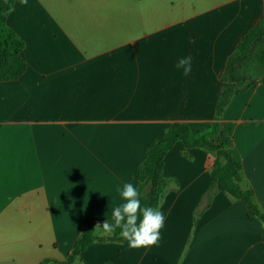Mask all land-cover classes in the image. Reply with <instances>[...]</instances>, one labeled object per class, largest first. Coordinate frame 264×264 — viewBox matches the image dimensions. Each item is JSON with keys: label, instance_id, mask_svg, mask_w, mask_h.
I'll use <instances>...</instances> for the list:
<instances>
[{"label": "crops", "instance_id": "1", "mask_svg": "<svg viewBox=\"0 0 264 264\" xmlns=\"http://www.w3.org/2000/svg\"><path fill=\"white\" fill-rule=\"evenodd\" d=\"M263 16L264 0H18L7 23L26 69L0 82V264L65 262L85 226L112 222L170 124L215 121L227 61ZM223 123L264 213V83L234 96ZM215 161L177 142L158 243L96 232L73 264H264V222L244 202L218 192L204 208Z\"/></svg>", "mask_w": 264, "mask_h": 264}, {"label": "trees", "instance_id": "2", "mask_svg": "<svg viewBox=\"0 0 264 264\" xmlns=\"http://www.w3.org/2000/svg\"><path fill=\"white\" fill-rule=\"evenodd\" d=\"M17 1L0 0V82L16 80L26 69V62L22 57L25 43L7 23ZM263 37L264 16L244 34L235 52L227 61L222 75V89L216 107L215 121L195 128L186 123L174 122L169 125L164 136L149 147L147 157L138 168L136 176L142 208L148 206L158 210L165 182L163 178L165 157L177 142H182L187 150L200 148L216 155L210 186L205 193L204 208L209 206L210 200L216 193L223 192L244 202L250 213L264 222V213L254 201L253 191L240 187L242 165L231 151L232 137L224 132L223 123L226 107L234 96L245 92L258 82L264 83V49L255 52ZM252 72L261 76L260 81L252 80L248 76V73ZM98 223L103 222L89 223L83 228L65 262L47 259L40 264H73L98 240L96 232L93 231ZM120 231L116 229L112 235L121 236Z\"/></svg>", "mask_w": 264, "mask_h": 264}, {"label": "clouds", "instance_id": "3", "mask_svg": "<svg viewBox=\"0 0 264 264\" xmlns=\"http://www.w3.org/2000/svg\"><path fill=\"white\" fill-rule=\"evenodd\" d=\"M21 3L26 4L27 0H21ZM177 68L183 69V74L187 76L191 72V58L179 59ZM120 195L123 203L112 210V222L104 220L102 224L98 223L93 231L100 235H110L120 229L123 240L133 249L157 244L160 238L159 230L163 227L165 219L163 213L148 206L142 208L140 192L133 183L124 184Z\"/></svg>", "mask_w": 264, "mask_h": 264}, {"label": "rangeland", "instance_id": "4", "mask_svg": "<svg viewBox=\"0 0 264 264\" xmlns=\"http://www.w3.org/2000/svg\"><path fill=\"white\" fill-rule=\"evenodd\" d=\"M262 49H264V37H263V39L258 43L257 47L255 48V50H256L255 52L258 53V52H260V50H262ZM248 76H250L252 80H253V79H255V80L259 79V81H260V78H261V76H260L258 73H254V72H252V73H248ZM258 77H259V78H258ZM258 83H260V82H258ZM166 188H167V183H166V181H165V182H164V187H163L162 193L166 190Z\"/></svg>", "mask_w": 264, "mask_h": 264}]
</instances>
